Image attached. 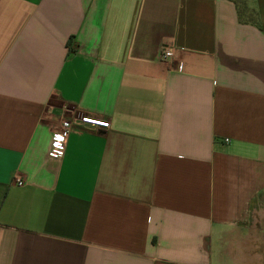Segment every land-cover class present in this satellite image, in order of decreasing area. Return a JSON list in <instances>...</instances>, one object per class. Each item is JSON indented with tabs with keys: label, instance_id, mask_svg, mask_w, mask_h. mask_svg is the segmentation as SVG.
Returning <instances> with one entry per match:
<instances>
[{
	"label": "crops",
	"instance_id": "obj_1",
	"mask_svg": "<svg viewBox=\"0 0 264 264\" xmlns=\"http://www.w3.org/2000/svg\"><path fill=\"white\" fill-rule=\"evenodd\" d=\"M253 2L256 24L232 0H0V264L249 259L231 250L264 211ZM66 107L111 128L58 162Z\"/></svg>",
	"mask_w": 264,
	"mask_h": 264
},
{
	"label": "built area",
	"instance_id": "obj_2",
	"mask_svg": "<svg viewBox=\"0 0 264 264\" xmlns=\"http://www.w3.org/2000/svg\"><path fill=\"white\" fill-rule=\"evenodd\" d=\"M175 54L170 48H164L162 59L172 60ZM57 128L53 132L52 145L49 157L52 160L60 162L67 150L70 136L75 131H98L109 130L111 124L108 120L100 119L91 115L83 114L78 108L66 107L57 121ZM229 142V140H226ZM19 186L24 184L22 179H17Z\"/></svg>",
	"mask_w": 264,
	"mask_h": 264
},
{
	"label": "rangeland",
	"instance_id": "obj_3",
	"mask_svg": "<svg viewBox=\"0 0 264 264\" xmlns=\"http://www.w3.org/2000/svg\"><path fill=\"white\" fill-rule=\"evenodd\" d=\"M242 6H244L245 4H249L250 10L253 9L254 7V2L253 0H237ZM264 206V205H263ZM263 209V207H262ZM261 216H259L257 218L259 223V220L261 219V225L259 226V233L258 231V226L255 225L253 226V232L251 234L250 237L245 238L243 240H239L237 242H235V246H233L232 251V255L233 258H235L236 261H238L239 263H241V259L243 258V256H248L249 259L246 260H242V264H244V262L246 264H258V257H252L255 254L261 258V264H264V211L260 214ZM263 219V220H262ZM251 257V258H250ZM257 258L256 259H253ZM240 260V261H239Z\"/></svg>",
	"mask_w": 264,
	"mask_h": 264
},
{
	"label": "trees",
	"instance_id": "obj_4",
	"mask_svg": "<svg viewBox=\"0 0 264 264\" xmlns=\"http://www.w3.org/2000/svg\"><path fill=\"white\" fill-rule=\"evenodd\" d=\"M234 1L236 8L238 10V16L240 19V22L245 24H256L259 20V13L253 8L250 10L249 4H245L242 6L237 0Z\"/></svg>",
	"mask_w": 264,
	"mask_h": 264
},
{
	"label": "bare ground",
	"instance_id": "obj_5",
	"mask_svg": "<svg viewBox=\"0 0 264 264\" xmlns=\"http://www.w3.org/2000/svg\"><path fill=\"white\" fill-rule=\"evenodd\" d=\"M252 259H253V258H252ZM254 259H256V260H257V258H254ZM254 259H253V260H254Z\"/></svg>",
	"mask_w": 264,
	"mask_h": 264
}]
</instances>
